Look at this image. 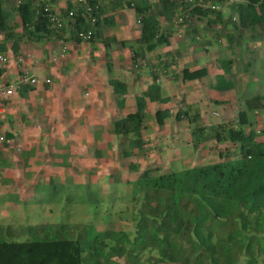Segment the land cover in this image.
Masks as SVG:
<instances>
[{"label":"trees","instance_id":"1","mask_svg":"<svg viewBox=\"0 0 264 264\" xmlns=\"http://www.w3.org/2000/svg\"><path fill=\"white\" fill-rule=\"evenodd\" d=\"M19 1L21 3L17 6ZM158 1L160 18L151 13L152 6L147 0H114L108 9L99 0H85L80 13L70 18V38L81 43L84 40L79 35L91 32L92 36L86 42H95L101 35L98 26L113 25L117 10L127 5L134 8L141 23V35L137 40L139 47L136 49L129 42H122L133 52V67L144 61L145 69H151V73L157 71V65L151 62L149 67L147 62L150 60L146 58L150 59L152 53L169 44L177 14L184 18L181 25L188 26L187 32L192 33V40L207 51L216 45L226 49V43L232 52L239 48L246 54H253L252 62L255 58L260 59L257 54L264 51V32L261 33L264 31V0H239L231 6L227 19L220 11L192 8L185 2L187 0ZM57 2L0 0V35L4 37L0 42V54L7 56L12 50L14 55H18L22 42L57 37L45 9L47 5L56 6ZM87 4L91 7L89 12ZM73 7L69 2L67 9L61 10L62 22L74 10ZM109 10L112 15L106 13ZM83 11L87 14L85 18L81 15ZM235 13L237 20L233 21ZM102 17L108 20L102 22ZM15 18L19 20L15 21ZM201 19L207 20L203 32L193 24ZM219 25L222 29L215 31ZM61 31L64 32V27ZM238 55L243 67L252 63L249 55L247 58ZM173 58V55L164 60L159 58V67L162 74L177 79L180 73L170 74ZM235 64L232 59L224 58L219 60L220 75H209L206 67L196 70L186 67L181 76L183 82L206 79L211 101L217 106L237 102L243 105L244 110L239 112L236 120L208 128L200 124L198 112L191 114V108L179 110L175 117L178 121L187 119L194 124L192 139L195 150L212 141L231 145L233 149L227 152V156L221 154L226 160L170 173H162L156 165L146 166L140 171L139 165L130 164V169L137 173L135 180L126 182L132 188L129 197L133 205L132 209L119 212L118 217L128 222L131 230L129 225H119L111 216L115 193L121 190L117 186L122 185L121 178L119 180L112 175L108 185L103 186L95 181L92 174L87 176L88 183H82L77 177L62 184L54 181V175H50L46 182L33 185H24L17 180L14 182V177H6L4 198L0 199V204L6 203L9 208L32 204L44 207L42 204L53 203L57 199L58 203L70 200L76 204L79 200L68 195L87 187L86 204L90 206L87 212L96 222L77 225L45 223L20 229L3 224L0 226V264H264V141H259V135L264 137V126L257 129L260 133L255 128L263 124L264 95L238 96V87L243 83L238 72L245 73V70L238 68L235 71ZM142 68L141 64L139 69ZM108 69L111 72L109 66ZM152 77L153 84L136 97V111L112 124V134L120 139L124 158L147 144L144 130L149 104H169L175 99V96L164 95L158 83L159 73H153ZM255 79L254 74L251 80ZM109 83L117 106L124 108L129 83L118 78H110ZM30 87L26 86L17 93L27 96L34 90ZM172 117L169 108L155 112L156 121L162 127ZM13 138L14 135L8 133L5 139L11 141ZM31 157L33 159L34 156L29 152V160ZM45 192L49 199H53L42 198L41 194ZM102 193L104 196H100ZM107 204L109 215L97 219ZM98 223L106 227L99 229Z\"/></svg>","mask_w":264,"mask_h":264},{"label":"rangeland","instance_id":"2","mask_svg":"<svg viewBox=\"0 0 264 264\" xmlns=\"http://www.w3.org/2000/svg\"><path fill=\"white\" fill-rule=\"evenodd\" d=\"M147 1L152 6L151 13L158 16L159 1ZM69 2H72L74 11L79 9V0H60L56 4V10L59 11L60 15H63L61 10H66ZM99 2L108 9L114 0H99ZM106 13L112 15L111 10ZM116 14L118 20L116 23L113 25L100 24L98 26L101 35L95 42L83 41L81 43H75L70 38L72 33L70 18L64 17V32L60 34L61 36H65L68 53L67 57L60 62L53 63L51 61L52 49L55 47L54 41V44L42 40L40 42H33L32 45L29 43L30 46L24 45L25 58H23L25 60L35 58L36 55H39L41 58L47 57L49 60L52 66L50 75H48L47 71L40 72L39 75L43 77L50 76L52 78L51 81L53 89H55V95L48 97L47 105L45 102L44 104L39 103L41 107L39 113L42 112L41 115L43 117L39 120H37V116L40 114L37 112L35 102L32 105H27L26 103L18 104L17 112L20 116H15L14 114L10 116L8 114L12 120L9 122L11 128L16 129L19 134H21L20 129L24 131L21 137L22 140H26L25 137L28 135L32 142L40 140L43 141V144L35 145L34 143L33 147L37 146L34 152H32L31 147H27V150L34 156L32 164H27V160L31 161L29 160V153L23 151L24 145L17 143L7 155H9V159L20 166L15 168V173L12 171L6 177H11L12 179L14 177V182L17 180L18 183L24 185H33L35 183H42L44 180L46 182L50 175L56 176L54 177V181L59 184L77 177H80L82 183H88L87 176L96 174L95 181L100 185L107 186L111 175L119 180L121 178L123 181L135 180L137 174L130 169V164H137L135 161L138 159L142 163L137 161L139 162V166L157 165L160 167L162 173L183 171L187 168L214 164L226 160L221 154L227 156V152L233 149L231 145L212 141L201 145L198 150H195L192 139L194 124L190 123L187 119H183L182 121L175 119L179 110L185 111L191 108V114L198 112L201 116L200 124L209 128L224 121L230 123L236 120L239 112L244 110V106L239 102L226 106L215 105L211 101V95L208 93L209 82L206 79L189 84L173 81L171 85L168 83V80L163 81V86H168L165 87L164 94H169L171 97L175 96V99L169 104H149L148 108L150 111L147 110L148 115L145 119V125L147 126L148 134H152L150 135L151 139L147 133H144V139L147 142L146 146L143 149L132 151V156L128 158L122 157L123 148L119 139H114L112 124L116 119L125 117L128 113L136 111V96L142 94L146 90L141 91L142 86L146 87L149 81H151L148 80L146 82L147 80L144 78V75L149 77L153 73L162 74L160 70H163L159 67V60L147 62L149 67L152 63L154 65L157 63L159 71L157 70L156 72L153 71L151 73L145 68L138 69L137 67H133V63L130 60L133 52L129 46H123L122 42L123 40H127L130 45H133L137 49L139 47L137 38L141 35V23L134 8H130L127 5L120 7ZM226 14L225 18L227 19L230 12H226ZM235 15L237 16L236 13ZM158 18L160 17L158 16ZM16 20H19V18H15ZM106 20L108 19H101L102 22ZM161 22L163 26H166V22L163 19H161ZM206 23L207 20L201 19L195 20L193 24L194 28L203 32ZM171 24L174 25V21ZM229 27H232V25H229ZM175 28V34L171 37L169 44L159 48L164 50L162 52L165 54L168 53L165 51H170L168 53L169 56L170 54L174 55V64L170 68V74L174 72L181 74L186 67L198 69L206 65L209 67L211 73L213 72L214 74H212L216 75V70H221L219 60L230 58L236 62L235 71L238 68L241 70L244 68L245 70V73L242 71L238 72L243 81L242 85L238 87V96L241 97L242 94H245L249 98L257 94L264 95V51L258 52L257 57L260 59H253L255 60L254 62L251 61L253 54H246L244 51L239 50V48H235V52H232L228 49L226 43V49L216 45L207 51L203 46L192 40V33L187 32V25H175ZM221 29V25L215 27V31H220ZM263 32L261 31V33ZM3 38L0 35V42ZM177 49L179 50V54H176ZM238 54L245 58L249 55V62L252 63L246 66L244 64L243 67L239 61ZM163 56H167V54ZM205 58L208 63L204 62ZM146 59L147 61L150 60L149 58ZM17 65L20 67L21 64L14 58L9 60L10 74L7 76L8 79H18ZM108 66L111 68V72H109ZM180 74L176 77L177 79L180 78ZM254 74L256 79L251 80ZM142 75L143 78L139 80ZM110 78H118L129 83L126 106L124 108L119 109L116 104V97L109 83ZM248 79L251 81L249 82ZM19 80L20 78L17 81ZM42 81L40 79V83ZM158 83L160 84V81ZM41 89L38 86L37 91ZM158 107H168L173 116L166 121L163 128L158 125L155 118V112ZM49 115L56 116V120L50 121V124L46 118ZM261 115L263 117V124L257 125L255 127L256 130H261L264 126V111ZM94 116L100 117L102 120L99 126H95L90 131V120ZM18 117L22 118V121L15 119ZM96 122L95 120L93 121L94 124ZM79 129L82 130L80 131ZM99 129L102 131H100V137L107 135V140L110 141V143L105 145V153L103 149H99L100 143L104 142L102 137H95L94 143L92 141V132H96ZM3 130L4 128L1 127L0 136L4 135ZM259 141H264V137L259 135ZM99 155H101L100 158ZM98 160L102 162V165H100ZM34 164H47V166L45 169L41 166L37 170H34L35 168L30 169ZM39 171L41 172L39 173ZM117 186H120L119 189L121 190L115 193V202L111 206L113 207L111 216L119 225H129L128 229L131 230L130 224L125 222L124 219L120 220L118 214L121 211L125 212L132 209L133 204L129 197L132 188L127 183ZM88 192L89 189L85 187L83 190H79V192L70 193L68 197L79 200L76 204L70 200L69 202L61 201V203H58L59 199H57L53 203L42 204L44 207L34 204L32 206H11L10 208L8 206L0 207V226L4 224L20 229L26 225L45 223L57 224L59 222H66L67 224L77 225L96 222L93 220V216L87 212L90 209V206L86 204ZM46 194V192L41 194V197L48 198ZM100 196H104V193ZM119 198L120 201L118 200ZM109 213L110 207L107 204L101 210V215H98L97 219H103ZM100 223H98L99 229H104L106 226Z\"/></svg>","mask_w":264,"mask_h":264},{"label":"crops","instance_id":"3","mask_svg":"<svg viewBox=\"0 0 264 264\" xmlns=\"http://www.w3.org/2000/svg\"><path fill=\"white\" fill-rule=\"evenodd\" d=\"M60 0H58V2H59ZM57 2V3H58ZM56 3V4H57ZM117 13V12H116ZM117 14H116V16H115V23H116V21H118L117 20ZM102 18H105V17H102ZM175 31H176V28H175V26H174V28H173V35L172 36H174V34H175ZM63 34V33H62ZM61 36V35H60ZM58 37V38H57ZM57 37H55V36H50L49 38H45V39H39L38 40V42H40V41H42V40H45L46 42H49L50 44H54L53 43V41L55 42V47H53V49L52 50H61V47L62 46H66L67 47V45H66V40H65V36L64 35H62L61 37H59V36H57ZM140 37H138L137 39H139ZM171 39V38H170ZM73 41V40H72ZM123 41H127V40H123ZM33 42H37V41H32V42H29L31 45L33 44ZM73 42H75V41H73ZM29 43H25V42H22V43H20V46H19V53H18V55H14V53H13V51L12 50H10L9 52H8V54H7V56H8V58H9V60L11 59V58H14L17 62H19L20 60H22V61H20V63L19 64H21L20 65V67H18V65L16 66L17 67V69H18V79L19 78H21V77H23V76H33V77H36V78H38L39 79V84L37 85V86H34V90L32 89V91H30L28 94H27V96H22L20 93H17V94H14L13 96H11V97H7V98H5L4 100L3 99H1L0 98V128L1 127H3L4 128V130L2 131L3 132V134L4 135H2V136H0V199H2V198H4V193H5V180L7 179L6 178V176H7V174H9V173H11L12 171L15 173V168H17L18 166H20V165H17L16 164V162H14L13 160H11V159H9V155H7V153H10L11 152V149L14 147V146H16V144L17 143H20L21 145H24V150L23 151H25V152H27V153H29V151L27 150L28 148L27 147H31L32 149V152H34L36 149L35 148H37V146L36 147H33L34 145V143H35V145L36 144H43V141H40V140H38V141H36V142H32L31 140H30V138L28 137V135L25 137L26 138V140L24 139V140H22L21 139V137L23 136V134H24V131H22V129H20V133L21 134H19L18 132H17V130L15 129H12L11 128V126H10V123L9 122H11L12 120L9 118V116H8V114L11 116V114H14L15 116H20L19 114H18V109H17V105L19 104V105H21V104H24V103H26L27 105L29 104V105H32L34 102L36 103V106H37V112L39 113L40 111L39 110H41V107H40V104L39 103H41V104H44V102H45V104L47 105V99H48V97L50 96V97H53L54 95H55V89H53V83L51 84V85H48V84H45V80L46 79H52L50 76H45V77H43V76H41V75H39L40 74V72H44V71H47L48 72V75H50L49 73L52 71V66H51V64H50V62H49V60L47 59V57H40L39 55H36V57L35 58H31V59H24L25 58V55H24V51H25V46H30V44ZM75 43H79V42H75ZM25 45V46H24ZM58 46V47H57ZM57 47V48H56ZM178 50V49H177ZM177 50H175V51H177ZM162 51H164V50H161V49H159V50H157V51H155L154 53H152L151 54V57H150V61H152V60H159L158 61V63H160V59L159 58H162L163 60L164 59H166V57H169V52L170 51H165V52H168V53H166L167 54V56H163V55H166L165 53H163ZM207 52V51H206ZM67 53H68V48H67ZM67 53H66V55H65V57L63 58V59H65L66 57H67ZM176 54H179V50L176 52ZM51 55H52V53H51ZM172 54H170V56H171ZM133 56V55H132ZM174 56V55H173ZM24 57V58H23ZM52 59V58H51ZM50 59V60H51ZM63 59H61V60H59L58 62H60V61H62ZM131 61H132V57H131V59H130ZM52 61V60H51ZM53 62V61H52ZM204 62L205 63H208V62H206V58L204 59ZM9 63V62H8ZM54 63V62H53ZM132 63H133V61H132ZM195 63H197V62H195ZM157 65V64H156ZM203 67H206L207 69H208V71H209V75H213L212 73H211V71H210V69H209V67L208 66H201V67H197L198 69H200V68H203ZM156 69H157V67H156ZM3 70V72H2V74L0 75V96H1V93H2V91L4 90V87L7 85V84H10V83H12V82H15V81H17L18 79H8L7 78V76L10 74V72H9V70H10V67L8 66V64H7V66L5 67V68H3L2 69ZM148 70V69H147ZM151 69H149V71H150ZM158 71H159V69H157ZM192 70H196V69H192ZM216 74H218V75H220L221 74V71L219 70V69H217L216 70V72H215ZM162 75H164V74H159V80L158 81H160V85H161V87H162V89H163V93L165 92V87H168V86H163V84H162V82L163 81H165V80H168L169 82V84L171 85L172 83H173V81H176L177 83L178 82H181V83H183V84H189V83H196V82H198V81H192V82H183V80L181 79V74H180V78H178V79H175V78H171V77H168V76H162ZM174 75V73L172 74L171 73V76H173ZM139 77V76H138ZM143 78V75L142 76H140V79L139 80H141ZM144 78H146V82H148V80H151V81H149V84L148 85H146V87H144V86H142V89H141V91H144V89H148V87L150 86V85H152L153 84V79H152V76H149V77H146L145 75H144ZM40 79H42L43 81H42V83H40ZM181 80V81H180ZM205 80V79H204ZM143 85V84H142ZM26 86H30V85H26ZM25 86V87H26ZM38 86H40V91H37L38 90ZM31 88V87H30ZM145 90V91H146ZM46 91V92H45ZM144 91V92H145ZM141 95V94H140ZM140 95H137V96H140ZM165 96H170L169 94H164ZM136 96V97H137ZM171 97V96H170ZM40 98V99H39ZM226 106V105H225ZM162 107H158L156 110H158V109H161ZM168 108V107H167ZM148 110H149V108H148ZM150 111V110H149ZM40 115L42 114V112L41 113H39ZM37 116V120H39V119H41V118H43L42 117V115L41 116ZM4 119V121H2V119ZM47 118V121H49V124L51 123L50 121H53V120H56V116H53V115H49V116H47L46 117ZM17 121H22V118H20V117H18V118H15ZM97 121L96 122V124H94L93 123V121ZM101 120H102V118H100V117H92L91 118V120H90V124H89V130L91 131V129L92 128H94L95 126H99L100 125V123H101ZM33 121V120H32ZM57 122V121H56ZM27 123H29V122H27ZM147 126L145 125V128H146ZM163 128V127H162ZM161 128V129H162ZM80 131L82 130V129H79ZM100 129L98 130V131H96V132H92L93 133V139H92V141H93V143H94V138L95 137H99V138H101L100 137ZM79 132V131H78ZM102 132V131H101ZM8 133H11V134H13L14 135V138L11 140V141H8V140H6L5 138H6V136H7V134ZM144 133H147L148 134V131H147V129H145L144 130ZM27 134V133H26ZM149 135V137H150V135H152V134H148ZM72 136V135H71ZM110 136V135H109ZM107 135L106 136H103L102 137V139L104 140V142H101L100 143V147H99V149L101 150V149H103L104 150V153H105V145L107 144V143H110V141H108L107 140ZM1 138H4L3 140H1ZM118 137H116V136H114V139H117ZM50 139V138H49ZM119 139V138H118ZM117 139V140H118ZM150 139H151V137H150ZM164 140V139H163ZM91 141V142H92ZM119 141H120V139H119ZM153 141V140H152ZM111 143H113V142H111ZM147 143V142H146ZM99 154H100V152H99ZM101 154H102V152H101ZM100 156L101 155H99V158H100ZM107 157H109V156H107ZM23 158V157H22ZM37 158V157H36ZM104 161H105V159H104ZM133 161V160H132ZM137 161H139L140 163H141V160L140 159H138ZM137 161H135L136 163H137V165H138V163L139 162H137ZM98 162H100V165H102V162L101 161H99L98 160ZM27 163L28 164H32V157H31V161L29 162L28 160H27ZM105 164V163H104ZM134 164V163H133ZM142 164V163H141ZM40 166L42 167V168H44L45 169V167L47 166V164H44V165H36V164H34V166L33 167H31L30 169H34V170H37V169H40ZM148 166H153V165H148ZM157 166V165H156ZM141 167V166H140ZM144 166L142 165V167L140 168V171H143L144 170ZM160 168V167H159ZM41 171H43V170H41ZM41 171H39V173L41 172ZM92 172H96V171H92ZM38 173V174H39ZM137 174V173H136ZM95 177H96V174L94 175ZM112 176V175H111ZM123 180V179H122ZM128 180H126V181H122V184H124V183H126ZM4 206H8L6 203H3V204H0V207H4Z\"/></svg>","mask_w":264,"mask_h":264},{"label":"built area","instance_id":"4","mask_svg":"<svg viewBox=\"0 0 264 264\" xmlns=\"http://www.w3.org/2000/svg\"><path fill=\"white\" fill-rule=\"evenodd\" d=\"M80 2V7L79 9H77V11L72 10L69 13V18L78 15L80 12L79 10H81L83 4H85V0H79ZM187 3V5H190L192 8L193 7H199L202 9L205 8H209L211 10L214 11H220L222 12L223 16L225 17L226 12H231V6L234 5L235 3L239 2V0H187L185 1ZM20 1L17 3V6L20 5ZM225 8V9H224ZM47 13H48V19L50 20V22L53 24V28L56 29L57 31V35H59L62 31L61 29L63 28V22L61 21V15L59 13L58 10H56V6H51V5H47L45 7ZM224 9V10H223ZM87 11H91V7L87 4ZM84 18L87 16L86 12L83 11V13L81 14ZM234 15V14H233ZM237 20V16L234 15L233 21ZM184 22V18L182 16H179V14H177L176 19H175V24L176 25H181ZM81 39H83L84 41H88L90 40L92 34L91 32L87 33V34H80L79 35ZM67 53V47L66 46H62L61 50H53L52 51V61L53 62H57L61 59H63L65 57ZM22 61V60H20ZM19 61V63H20ZM9 62V58L6 55L0 54V68H5L7 66ZM143 65V67H146V62H141L140 64H138L136 67H138L140 65ZM45 83L48 85H51L52 82L50 79H46ZM39 84V79L33 76H23L22 78H20V81H15L10 83L9 85H6L4 87V90L1 93L0 98L1 99H5L7 97H11L14 94H16L19 90H21L25 85H32V86H37ZM3 140V138H1Z\"/></svg>","mask_w":264,"mask_h":264},{"label":"clouds","instance_id":"5","mask_svg":"<svg viewBox=\"0 0 264 264\" xmlns=\"http://www.w3.org/2000/svg\"><path fill=\"white\" fill-rule=\"evenodd\" d=\"M175 25H176V24H175ZM178 26H179V25H178ZM59 35H61V34H59ZM57 36H58V35H57ZM21 78H22V77H21ZM19 81H20V80H19ZM51 82H52V81H51ZM45 84H46V83H45ZM25 86H26V85H25ZM25 86H24V87H25ZM30 86H31V87H34V86H32V85H30ZM24 87H23V88H24ZM258 133H260V132L258 131ZM3 139H4V138H3ZM1 140H2V139H1Z\"/></svg>","mask_w":264,"mask_h":264}]
</instances>
